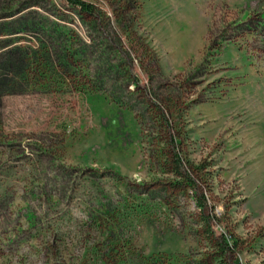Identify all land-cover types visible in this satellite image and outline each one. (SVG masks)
Returning a JSON list of instances; mask_svg holds the SVG:
<instances>
[{
    "label": "rangeland",
    "instance_id": "374dc122",
    "mask_svg": "<svg viewBox=\"0 0 264 264\" xmlns=\"http://www.w3.org/2000/svg\"><path fill=\"white\" fill-rule=\"evenodd\" d=\"M83 1L0 0V264H264V0Z\"/></svg>",
    "mask_w": 264,
    "mask_h": 264
},
{
    "label": "trees",
    "instance_id": "16d2710c",
    "mask_svg": "<svg viewBox=\"0 0 264 264\" xmlns=\"http://www.w3.org/2000/svg\"><path fill=\"white\" fill-rule=\"evenodd\" d=\"M70 2H72L73 4H75V7H78L80 11H76L77 14H79L82 18H84L83 15H81L82 13H87V14H91L93 13V10H94V7L91 6L92 4L90 3H87L83 0H69ZM67 56H64L62 57V62L66 65V66H69L71 65L68 61H67ZM27 68L28 66L25 65V67L23 66H16V74H19V76H21V79L22 80H27L30 76V73L27 72ZM20 79H19V84H20ZM165 123L167 124V127H168V134H169V139H168V142H166L168 144V146L170 147V150L169 152L167 153H164L163 156H166V157H170L171 158V163H168L169 166H170V172L172 174H174L175 176L177 177H183L184 176V171H183V167L184 166H188L189 164H191L189 162V160H186L184 158V156L182 155L181 151L179 150V145L181 144L180 143V137H178L177 135L174 134V127L175 125L172 124L171 120H169L168 118L165 117ZM190 167V166H188ZM195 169V168H193ZM188 181V180H186ZM189 185H193L194 183H192V181H188ZM177 185H180V184H177ZM182 186V185H180ZM205 203H203V201H200V206L202 208L206 207L204 205ZM142 209V208H141ZM117 214L115 215H111L113 217H115ZM204 220H210V218H205L203 217ZM210 223V221H209ZM239 240L234 237V236H230V238L228 240H225L221 245H220V248L223 250V251H226L228 249H231L232 251H235V246L239 243L238 242ZM233 242V243H232ZM126 245H123L122 247L121 246H118V245H113V246H110L109 248V253L105 256L106 258L102 259L101 261H103L102 264H125V262H129V263H136L138 262V256L134 255L130 258H128V256H131V255H128V254H125L122 252L121 249H125ZM129 248H131L129 246ZM139 254H141L139 252ZM160 254H163V253H160ZM127 256V257H126ZM137 259V260H136ZM170 260V259H168Z\"/></svg>",
    "mask_w": 264,
    "mask_h": 264
}]
</instances>
